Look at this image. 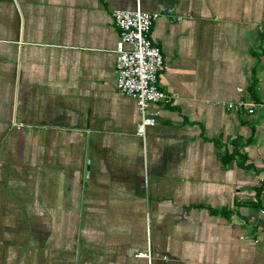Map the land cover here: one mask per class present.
I'll return each instance as SVG.
<instances>
[{
	"label": "crops",
	"instance_id": "0c3cea01",
	"mask_svg": "<svg viewBox=\"0 0 264 264\" xmlns=\"http://www.w3.org/2000/svg\"><path fill=\"white\" fill-rule=\"evenodd\" d=\"M115 9L162 14L145 137ZM0 264H264V0H0Z\"/></svg>",
	"mask_w": 264,
	"mask_h": 264
},
{
	"label": "built area",
	"instance_id": "2783aa9c",
	"mask_svg": "<svg viewBox=\"0 0 264 264\" xmlns=\"http://www.w3.org/2000/svg\"><path fill=\"white\" fill-rule=\"evenodd\" d=\"M167 14H171L167 10ZM113 18L120 30V39L116 52V86L126 95L133 97L139 107L140 119L137 134L145 137L148 127L157 124L155 115L150 111L153 103H173L175 95L169 94L158 85V78L165 68L162 50L152 39L151 32L155 22L162 16L160 12H149L141 9H115ZM237 105L245 108V100ZM253 112L254 109H249ZM140 256L151 258L150 253H140Z\"/></svg>",
	"mask_w": 264,
	"mask_h": 264
},
{
	"label": "rangeland",
	"instance_id": "374dc122",
	"mask_svg": "<svg viewBox=\"0 0 264 264\" xmlns=\"http://www.w3.org/2000/svg\"><path fill=\"white\" fill-rule=\"evenodd\" d=\"M142 253V252H138L136 253V256H140L139 254ZM143 253H146V252H143ZM149 253V252H148Z\"/></svg>",
	"mask_w": 264,
	"mask_h": 264
}]
</instances>
